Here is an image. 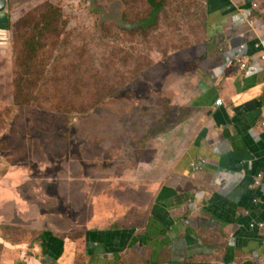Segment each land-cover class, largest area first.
I'll return each instance as SVG.
<instances>
[{
    "label": "crops",
    "instance_id": "crops-1",
    "mask_svg": "<svg viewBox=\"0 0 264 264\" xmlns=\"http://www.w3.org/2000/svg\"><path fill=\"white\" fill-rule=\"evenodd\" d=\"M196 3L206 48L184 69V102H166L175 125L153 127L165 131L136 156L137 131L118 122L115 132L129 141L111 140L117 153L131 152L133 165L122 167L118 183L108 174L93 180L80 211L71 207L70 181L62 187L46 178L58 193L46 203L37 189L25 197L8 164L0 177V264H129L130 252L135 264H264V0ZM113 164L121 168L107 160L106 170ZM50 213L53 227H40Z\"/></svg>",
    "mask_w": 264,
    "mask_h": 264
},
{
    "label": "rangeland",
    "instance_id": "rangeland-1",
    "mask_svg": "<svg viewBox=\"0 0 264 264\" xmlns=\"http://www.w3.org/2000/svg\"><path fill=\"white\" fill-rule=\"evenodd\" d=\"M197 4L7 0L13 48L9 39L0 49V177L8 164L14 165L25 197H31L29 189H37L46 203L58 194L46 178L62 187L64 180L70 181L71 192H76L70 204L80 211L93 180L108 174L116 182L123 168L130 170L131 152L117 153L112 141H129L130 136L115 132L117 123L137 131L133 137L141 143L134 155L139 156L138 149L149 146V136L165 131L152 128L174 119L175 107L166 102L176 97L184 102V69L197 64L196 56L206 48ZM152 5L159 10L141 27ZM174 69L180 70L178 76ZM107 160H117L121 168L113 164L106 170ZM28 172L36 177L32 183ZM55 203L53 209L62 210L58 215L66 219L64 208ZM48 215L40 227H53L49 220L55 215ZM25 235L18 234L23 241L29 238ZM124 260L135 264L133 252Z\"/></svg>",
    "mask_w": 264,
    "mask_h": 264
},
{
    "label": "built area",
    "instance_id": "built-area-1",
    "mask_svg": "<svg viewBox=\"0 0 264 264\" xmlns=\"http://www.w3.org/2000/svg\"><path fill=\"white\" fill-rule=\"evenodd\" d=\"M9 39H10V34H9V31H8L7 27L6 26H0V49H2L4 47V44L6 42H9ZM217 105H222L221 99H219L217 101ZM260 180H261V175L257 176L254 184L256 186H259L260 185ZM256 202L257 201H255V204H257Z\"/></svg>",
    "mask_w": 264,
    "mask_h": 264
},
{
    "label": "trees",
    "instance_id": "trees-1",
    "mask_svg": "<svg viewBox=\"0 0 264 264\" xmlns=\"http://www.w3.org/2000/svg\"><path fill=\"white\" fill-rule=\"evenodd\" d=\"M148 3H153V0H148ZM159 10L158 6L152 5V9H151V13L149 15V17H147L146 19H143L140 22L141 27H146L145 24L149 25V22L154 18L155 14L157 13V11ZM8 24V22H7ZM9 29V28H8ZM9 34H10V42L12 44V48H13V39H12V34H11V30H9Z\"/></svg>",
    "mask_w": 264,
    "mask_h": 264
},
{
    "label": "water",
    "instance_id": "water-1",
    "mask_svg": "<svg viewBox=\"0 0 264 264\" xmlns=\"http://www.w3.org/2000/svg\"><path fill=\"white\" fill-rule=\"evenodd\" d=\"M7 0H0V26H6L7 22Z\"/></svg>",
    "mask_w": 264,
    "mask_h": 264
},
{
    "label": "clouds",
    "instance_id": "clouds-1",
    "mask_svg": "<svg viewBox=\"0 0 264 264\" xmlns=\"http://www.w3.org/2000/svg\"><path fill=\"white\" fill-rule=\"evenodd\" d=\"M7 18H8V15H7ZM7 22H8V21H7ZM7 22H6V27H7V25H8Z\"/></svg>",
    "mask_w": 264,
    "mask_h": 264
}]
</instances>
